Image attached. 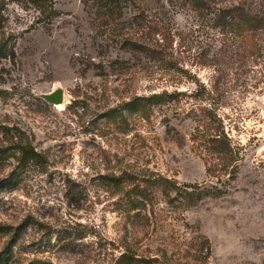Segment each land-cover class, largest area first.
I'll use <instances>...</instances> for the list:
<instances>
[{
  "label": "rangeland",
  "instance_id": "374dc122",
  "mask_svg": "<svg viewBox=\"0 0 264 264\" xmlns=\"http://www.w3.org/2000/svg\"><path fill=\"white\" fill-rule=\"evenodd\" d=\"M33 1L0 0V264H122L128 251L159 264H264V87L232 77L215 106L196 44L174 43L192 77L174 83L84 0H52L46 22ZM171 14L180 29L192 22ZM58 89L62 109L44 99ZM22 148L38 156L22 161ZM159 177L180 190L164 196Z\"/></svg>",
  "mask_w": 264,
  "mask_h": 264
},
{
  "label": "trees",
  "instance_id": "16d2710c",
  "mask_svg": "<svg viewBox=\"0 0 264 264\" xmlns=\"http://www.w3.org/2000/svg\"><path fill=\"white\" fill-rule=\"evenodd\" d=\"M33 2L42 14L38 19L41 22H46L56 12L52 0ZM84 4L95 9L96 20L103 27L113 31L126 30L119 41L122 47L143 54L148 62H158L162 70L172 73L170 76L174 83L185 78L181 73L177 74L179 71L186 73L187 79L192 78L175 59L174 43L184 49L189 42L196 44L197 51L193 55L199 59L198 63L211 69V85L207 94L215 106L214 95L231 85L235 77L246 91L264 87V0H168L169 9L161 0H144V3L138 0H84ZM180 10L192 17L191 24L185 29H180L172 18L171 13L176 15ZM188 52L192 53V50ZM4 54L5 47L0 46V57ZM165 96H169L167 91L144 100L158 104ZM140 99L135 98L131 105L137 107ZM209 112L212 114L209 117L211 123L219 120L217 110ZM213 129L215 133L210 134L209 140L214 144V152L223 155L230 164L234 158L228 140L224 142L218 128ZM20 152L22 161L34 160L38 156L33 148H22ZM111 180L122 182L120 177H112ZM154 183L163 187L162 193L169 199L171 191L180 190L178 182L165 177H159L151 184ZM143 191L140 190L138 195L144 196ZM143 198L147 200L145 196ZM132 203L138 209L140 201L132 199ZM137 256L128 251L122 255L120 262L159 264L161 261L156 257Z\"/></svg>",
  "mask_w": 264,
  "mask_h": 264
},
{
  "label": "water",
  "instance_id": "95a60500",
  "mask_svg": "<svg viewBox=\"0 0 264 264\" xmlns=\"http://www.w3.org/2000/svg\"><path fill=\"white\" fill-rule=\"evenodd\" d=\"M44 99L54 105H60L64 103V91L63 89H58L50 94L44 95Z\"/></svg>",
  "mask_w": 264,
  "mask_h": 264
},
{
  "label": "bare ground",
  "instance_id": "6f19581e",
  "mask_svg": "<svg viewBox=\"0 0 264 264\" xmlns=\"http://www.w3.org/2000/svg\"><path fill=\"white\" fill-rule=\"evenodd\" d=\"M64 107V104H60L57 106V108L62 109Z\"/></svg>",
  "mask_w": 264,
  "mask_h": 264
}]
</instances>
